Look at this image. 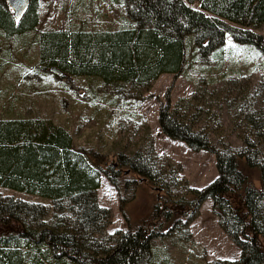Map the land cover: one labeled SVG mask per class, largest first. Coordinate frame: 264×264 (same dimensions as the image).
Here are the masks:
<instances>
[{"label": "trees", "instance_id": "obj_1", "mask_svg": "<svg viewBox=\"0 0 264 264\" xmlns=\"http://www.w3.org/2000/svg\"><path fill=\"white\" fill-rule=\"evenodd\" d=\"M9 1L12 5L0 0V36L35 31L38 0H27L18 8ZM121 1L127 23L118 28L35 31L39 67L46 71L54 67L62 77L96 78L99 89L117 94L115 99L140 101L160 75L177 76L184 70L191 47L186 45L187 36H192L193 47L203 57L219 56L225 34L264 56V38L254 32L264 25V0ZM226 86L221 101L230 108L231 98L224 96L234 90L233 101L238 104L233 119L242 125V146L237 150L211 142L207 120L200 121L201 96L192 94L172 103L166 98L158 107L163 135L191 151L214 156L216 177L200 189L180 185L179 169L163 170L152 152H119L116 163L108 164L98 151L75 148L66 127L51 119L0 117V190L48 202L0 193V264H160L162 251L156 252L151 240L168 233H149L141 226L105 233L111 212L98 205L96 190L102 175L116 187L125 167L162 193L166 206H153V220L161 214L169 221L168 206L189 208L191 219L204 200L210 201L211 213L238 249V257L208 264H264V164L257 162L261 157L257 143L264 137V100L255 101L254 94L244 93L240 84L231 86L228 81ZM116 102L110 99L108 104ZM245 169L259 171L260 189L249 184ZM185 195L189 200H184Z\"/></svg>", "mask_w": 264, "mask_h": 264}, {"label": "rangeland", "instance_id": "obj_2", "mask_svg": "<svg viewBox=\"0 0 264 264\" xmlns=\"http://www.w3.org/2000/svg\"><path fill=\"white\" fill-rule=\"evenodd\" d=\"M191 7L197 8L194 4ZM38 13L35 31L115 29L127 23L121 0H40ZM35 31L12 38L0 36V117L51 119L66 127L75 148L98 151L106 157L108 164L116 163L119 152L124 155L152 152L158 156L163 170L170 166L179 169L180 185L200 189L216 177L214 156L204 150L191 151L184 143L163 135L157 123L159 105L166 98L172 103L192 94L201 96L204 105H201L200 121L207 120L205 129L215 133L209 137L211 142L220 148L228 146L237 150L242 146L239 137L242 125L235 124L233 119L237 117L238 104L236 99L233 101L234 90H228L224 96L227 100L231 98L230 108L220 97L227 82L230 81L231 86L242 85L244 93L254 94L255 101L264 100V56L252 45L236 43L228 34L217 52L219 56L204 57L193 47L192 36H187L186 45L192 48H187L184 70L177 76L160 75L143 94L142 100L136 101L131 97L115 99L117 94L104 93L96 78L57 77L41 69L34 42ZM254 32L264 38V25ZM110 99L117 100L115 105L108 104ZM259 103L261 106L262 102ZM257 147L262 157L257 158V162L264 164V137ZM120 170L116 187L102 175L96 190L98 205L111 212L106 234L125 232L138 226L149 233L155 230L168 233L151 240L156 252L162 251L160 264H208L216 259L238 257V249L218 227L208 199L200 204L191 219L189 208L175 206L171 209L168 206L172 212L169 221H164L161 214H153L159 215L153 220L150 218L153 206L165 205L162 193L126 167ZM243 171L249 184L260 189L259 171ZM0 193L13 199L48 203L5 189ZM189 198L185 195L184 200Z\"/></svg>", "mask_w": 264, "mask_h": 264}, {"label": "water", "instance_id": "obj_3", "mask_svg": "<svg viewBox=\"0 0 264 264\" xmlns=\"http://www.w3.org/2000/svg\"><path fill=\"white\" fill-rule=\"evenodd\" d=\"M26 2H27V0H16L15 4H16V7L18 8V7H22L23 5H25ZM8 3L11 4L9 0H8ZM10 7H12V6H10ZM12 8L14 9V7H12ZM47 71L50 72L51 74L57 76V77H62V75H63L59 70H57L54 67H49L47 69Z\"/></svg>", "mask_w": 264, "mask_h": 264}, {"label": "crops", "instance_id": "obj_4", "mask_svg": "<svg viewBox=\"0 0 264 264\" xmlns=\"http://www.w3.org/2000/svg\"><path fill=\"white\" fill-rule=\"evenodd\" d=\"M48 1V0H47ZM51 1H53V0H51ZM38 3H39V5H40V0H38ZM54 6V5H53Z\"/></svg>", "mask_w": 264, "mask_h": 264}, {"label": "flooded vegetation", "instance_id": "obj_5", "mask_svg": "<svg viewBox=\"0 0 264 264\" xmlns=\"http://www.w3.org/2000/svg\"><path fill=\"white\" fill-rule=\"evenodd\" d=\"M11 1H14V3H16V0H11Z\"/></svg>", "mask_w": 264, "mask_h": 264}]
</instances>
